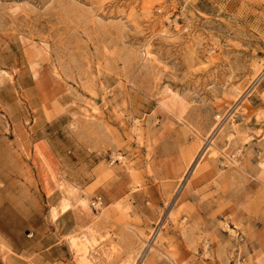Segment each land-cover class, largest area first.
Listing matches in <instances>:
<instances>
[{"label":"rangeland","instance_id":"1","mask_svg":"<svg viewBox=\"0 0 264 264\" xmlns=\"http://www.w3.org/2000/svg\"><path fill=\"white\" fill-rule=\"evenodd\" d=\"M262 160L264 0H0V264H264Z\"/></svg>","mask_w":264,"mask_h":264},{"label":"crops","instance_id":"2","mask_svg":"<svg viewBox=\"0 0 264 264\" xmlns=\"http://www.w3.org/2000/svg\"><path fill=\"white\" fill-rule=\"evenodd\" d=\"M39 141H41V139ZM25 148H27L26 145H22L19 153L26 157L32 155V153L26 154ZM61 197V192L59 189L55 188L48 194L43 191L42 197L40 198L46 209L45 213L42 215L43 219H41V222L46 226L44 233L47 232V234L51 235L53 239L47 244L40 246L29 244L17 248L12 247L10 253L5 256L3 264H37L35 262H29L28 258L25 257L32 253L37 256L36 260L41 264L64 263L67 259L69 249L67 244L61 241L59 237L66 236L68 233L72 232L76 226L77 220L71 209L60 213L53 220L50 218V207L58 205ZM34 232L36 234L39 233L38 230H35ZM34 232L32 233L34 234ZM63 247L65 250H62Z\"/></svg>","mask_w":264,"mask_h":264},{"label":"bare ground","instance_id":"3","mask_svg":"<svg viewBox=\"0 0 264 264\" xmlns=\"http://www.w3.org/2000/svg\"><path fill=\"white\" fill-rule=\"evenodd\" d=\"M257 78V77H256ZM219 131V130H218ZM201 140V139H200ZM207 141V140H206ZM205 143V142H204ZM205 145V144H204ZM210 147V145H208ZM212 147V146H211ZM47 149V148H46ZM44 151V150H43ZM41 151V152H43ZM50 153V151H49ZM201 155V154H200ZM203 155V154H202ZM203 157V156H200V158ZM47 159V158H46ZM201 160V159H200ZM199 164V163H198ZM47 165V164H46ZM259 165L261 167H264V160L260 161L259 162ZM51 166V165H50ZM197 166V165H196ZM198 167V166H197ZM61 187L64 188V195H62V203L63 204H66V203H69L70 200H69V197L68 196H73L76 191H77V188L74 187V186H71V185H68V184H63ZM82 205H85L84 202H82V200L80 201ZM52 213L54 214L55 213V210L52 209ZM83 235V234H82ZM81 235V236H82ZM87 235V234H86ZM82 236V237H71L69 239V246H71V248L74 250L75 254L79 257V262H81V264H93L92 263V259H89L88 258V253H89V250L90 248L92 249L93 247V238H90L88 236ZM153 245V244H152ZM146 246V245H145ZM154 246V245H153ZM152 246V247H153ZM156 248V247H154ZM74 254V253H73ZM91 256V254H90ZM94 259V257H93ZM97 259V258H96ZM173 261V260H172Z\"/></svg>","mask_w":264,"mask_h":264}]
</instances>
